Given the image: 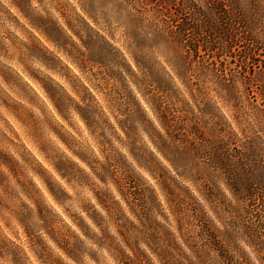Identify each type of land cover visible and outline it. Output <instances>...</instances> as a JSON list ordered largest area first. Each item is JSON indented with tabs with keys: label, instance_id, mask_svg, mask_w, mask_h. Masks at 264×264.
Segmentation results:
<instances>
[{
	"label": "clouds",
	"instance_id": "clouds-1",
	"mask_svg": "<svg viewBox=\"0 0 264 264\" xmlns=\"http://www.w3.org/2000/svg\"><path fill=\"white\" fill-rule=\"evenodd\" d=\"M0 264H264V0H0Z\"/></svg>",
	"mask_w": 264,
	"mask_h": 264
},
{
	"label": "trees",
	"instance_id": "trees-1",
	"mask_svg": "<svg viewBox=\"0 0 264 264\" xmlns=\"http://www.w3.org/2000/svg\"><path fill=\"white\" fill-rule=\"evenodd\" d=\"M193 51H195V49H193Z\"/></svg>",
	"mask_w": 264,
	"mask_h": 264
}]
</instances>
